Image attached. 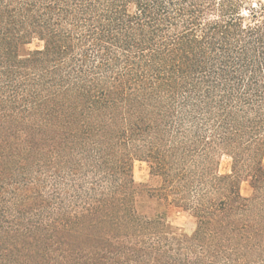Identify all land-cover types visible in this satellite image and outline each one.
<instances>
[{
    "label": "trees",
    "instance_id": "obj_1",
    "mask_svg": "<svg viewBox=\"0 0 264 264\" xmlns=\"http://www.w3.org/2000/svg\"><path fill=\"white\" fill-rule=\"evenodd\" d=\"M263 156L264 2L0 0V264H264Z\"/></svg>",
    "mask_w": 264,
    "mask_h": 264
},
{
    "label": "rangeland",
    "instance_id": "obj_2",
    "mask_svg": "<svg viewBox=\"0 0 264 264\" xmlns=\"http://www.w3.org/2000/svg\"><path fill=\"white\" fill-rule=\"evenodd\" d=\"M248 5L255 6L259 2H264V0H246ZM42 43L40 41H33L27 48L29 50L41 48ZM264 165V156H263ZM231 159L229 156L223 154L219 160V172L227 173L230 171ZM132 175L136 184L140 187L143 185H148L151 188H157L160 185L159 178L151 175L150 168L148 164L144 161H134L132 165ZM240 191L244 196H250L252 194V189L247 181H243L240 186ZM166 222L169 228L177 234L191 235L196 227V222L194 217L182 208L170 206L166 210Z\"/></svg>",
    "mask_w": 264,
    "mask_h": 264
}]
</instances>
